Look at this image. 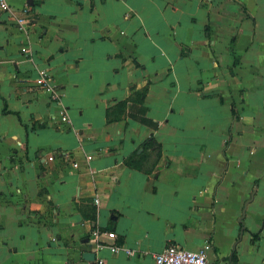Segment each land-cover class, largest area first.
<instances>
[{
	"label": "crops",
	"instance_id": "1",
	"mask_svg": "<svg viewBox=\"0 0 264 264\" xmlns=\"http://www.w3.org/2000/svg\"><path fill=\"white\" fill-rule=\"evenodd\" d=\"M8 3L0 264H264V0Z\"/></svg>",
	"mask_w": 264,
	"mask_h": 264
},
{
	"label": "built area",
	"instance_id": "2",
	"mask_svg": "<svg viewBox=\"0 0 264 264\" xmlns=\"http://www.w3.org/2000/svg\"><path fill=\"white\" fill-rule=\"evenodd\" d=\"M0 9L2 11H9L10 6L8 0H0ZM23 53L30 54L27 49H23ZM37 87L44 93L52 103L60 104L62 101V93L60 89L53 83L52 75L48 71L40 72L37 79ZM61 122L69 124V118L64 109L61 110ZM99 204V201L96 200ZM102 235H107L110 239H116L115 233L102 232L95 229L91 236V247L93 252H97L105 247L100 243L99 239ZM112 253L118 254L121 251L127 255H131L132 251L127 248H122L116 245L109 246ZM212 249L209 243L205 244L199 251L193 252L183 248L169 245L161 253L154 256L155 264H214L208 258V252ZM103 261H97L95 264H103Z\"/></svg>",
	"mask_w": 264,
	"mask_h": 264
},
{
	"label": "water",
	"instance_id": "3",
	"mask_svg": "<svg viewBox=\"0 0 264 264\" xmlns=\"http://www.w3.org/2000/svg\"><path fill=\"white\" fill-rule=\"evenodd\" d=\"M83 257L86 261L94 262L96 260V255L94 253H90V252L85 253Z\"/></svg>",
	"mask_w": 264,
	"mask_h": 264
},
{
	"label": "trees",
	"instance_id": "4",
	"mask_svg": "<svg viewBox=\"0 0 264 264\" xmlns=\"http://www.w3.org/2000/svg\"><path fill=\"white\" fill-rule=\"evenodd\" d=\"M153 142V141H152Z\"/></svg>",
	"mask_w": 264,
	"mask_h": 264
}]
</instances>
